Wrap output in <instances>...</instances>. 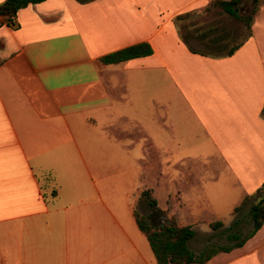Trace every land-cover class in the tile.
Returning a JSON list of instances; mask_svg holds the SVG:
<instances>
[{
  "label": "crops",
  "instance_id": "0c3cea01",
  "mask_svg": "<svg viewBox=\"0 0 264 264\" xmlns=\"http://www.w3.org/2000/svg\"><path fill=\"white\" fill-rule=\"evenodd\" d=\"M209 1L40 0L0 15V264H156L134 217L142 189L193 228L194 250L249 229L251 201L238 223L233 207L264 179V0L229 54L213 46L226 32L180 31ZM140 41L150 53L100 60ZM203 264H264V218Z\"/></svg>",
  "mask_w": 264,
  "mask_h": 264
},
{
  "label": "trees",
  "instance_id": "16d2710c",
  "mask_svg": "<svg viewBox=\"0 0 264 264\" xmlns=\"http://www.w3.org/2000/svg\"><path fill=\"white\" fill-rule=\"evenodd\" d=\"M37 1L40 0H2L0 2V15L7 22H11L18 7L24 6L29 2ZM256 1L249 0V4H246L245 0H210L205 8H208L210 5H215L222 12L243 20L245 27L248 29L250 16L255 9ZM245 7H247V13H243ZM238 44L239 42H236L231 45L225 53H231ZM150 51L149 44L140 41L107 52L100 56V60L102 62H118L134 56L148 54ZM50 192V194H53L54 190L51 189ZM139 198L145 202L147 208L164 213V210L156 206L155 199L149 194L148 189H142L139 193ZM246 201H251L248 208L250 219L249 229L243 235H240L238 229L229 226L228 228L230 230L225 233L227 242H207L197 250L190 248L187 244V240L194 233L190 225L180 224L173 218L164 221L162 224L153 223L148 221L146 214L143 215L136 211H134V217L139 229L146 236L156 264H203L214 253L226 251L242 244L259 227L264 218V179L258 187L251 193L245 194L241 201L233 207V212L238 217L235 221L236 223L239 222V213ZM221 224V220L209 222V226L212 229L219 227Z\"/></svg>",
  "mask_w": 264,
  "mask_h": 264
},
{
  "label": "rangeland",
  "instance_id": "374dc122",
  "mask_svg": "<svg viewBox=\"0 0 264 264\" xmlns=\"http://www.w3.org/2000/svg\"><path fill=\"white\" fill-rule=\"evenodd\" d=\"M245 3L249 4V0H245ZM243 13H247V7H245ZM180 23V31L182 33H188L191 29H197L199 31H202L203 29L206 30L208 27L215 28L213 30L214 33L218 31L226 32V36L219 43L213 45L215 50H226L230 46V44L235 43L240 38H242L245 35L247 29L243 20H240L225 12H222L217 6H213L208 11H191L187 17L180 20ZM190 43L197 49H206L204 45L194 41L193 38L190 39ZM113 191L114 195H116V193L119 191V188H113ZM134 207L136 212L143 215L146 214L148 221H150L148 215L151 211L153 212L156 218V221H154V223H157L159 220H161L160 217L163 215L164 221L169 220V217L165 216V212L160 213L158 211L147 208L145 202L139 197L138 200L135 202ZM249 226L250 222L244 220L242 222L241 232H245L249 228ZM219 237L222 241H225L223 235H219ZM201 242L202 241L199 240L197 243L192 244L195 247L198 246V244H201Z\"/></svg>",
  "mask_w": 264,
  "mask_h": 264
},
{
  "label": "flooded vegetation",
  "instance_id": "af4514ba",
  "mask_svg": "<svg viewBox=\"0 0 264 264\" xmlns=\"http://www.w3.org/2000/svg\"><path fill=\"white\" fill-rule=\"evenodd\" d=\"M148 217H149V219H150V221H151V222H153V223H154V221H156L155 215L153 214V212H152V211H151V212H149V215H148Z\"/></svg>",
  "mask_w": 264,
  "mask_h": 264
},
{
  "label": "water",
  "instance_id": "95a60500",
  "mask_svg": "<svg viewBox=\"0 0 264 264\" xmlns=\"http://www.w3.org/2000/svg\"><path fill=\"white\" fill-rule=\"evenodd\" d=\"M160 218H161V220H159V221L157 222V224H162V223L164 222L163 216H161Z\"/></svg>",
  "mask_w": 264,
  "mask_h": 264
}]
</instances>
